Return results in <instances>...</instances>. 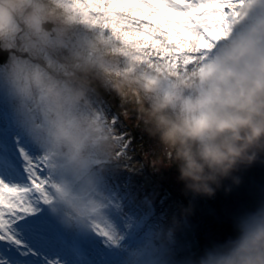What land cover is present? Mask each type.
Instances as JSON below:
<instances>
[{
    "label": "clouds",
    "instance_id": "clouds-1",
    "mask_svg": "<svg viewBox=\"0 0 264 264\" xmlns=\"http://www.w3.org/2000/svg\"><path fill=\"white\" fill-rule=\"evenodd\" d=\"M236 7L238 15L192 63L137 64L127 71L115 45L75 18L64 0H34L26 22L37 51L77 40V66L85 72L103 69L98 75L119 97L122 114L158 150L162 167L156 172L174 167L186 197L212 198L221 189L230 193L240 186L242 170L264 163V0H241ZM25 94L35 116L25 135L56 175L48 207L67 231L88 232L112 211L102 184L119 167L121 144L109 128L71 114L83 92L66 98L54 83L41 81ZM153 203L144 198L146 207ZM193 210L190 201L142 237L121 234L113 250L123 264H173L177 235ZM234 227V238L185 264H264V203L239 215Z\"/></svg>",
    "mask_w": 264,
    "mask_h": 264
},
{
    "label": "snow or ice",
    "instance_id": "snow-or-ice-1",
    "mask_svg": "<svg viewBox=\"0 0 264 264\" xmlns=\"http://www.w3.org/2000/svg\"><path fill=\"white\" fill-rule=\"evenodd\" d=\"M75 18L97 29L127 61L124 69L179 66L192 63L199 50L219 38L238 15L241 0H64ZM100 119V117H98ZM106 125L109 124L107 118ZM110 131L127 155L132 140L112 114ZM112 211L103 214L88 232L68 231L49 205L57 189L53 166L38 154L15 117L0 114V264H123L113 250L118 226L135 239L142 222L129 213V184H102ZM103 225V226H102ZM105 240L100 248L89 233ZM81 241L91 245L85 254ZM59 257L60 259H57Z\"/></svg>",
    "mask_w": 264,
    "mask_h": 264
},
{
    "label": "rangeland",
    "instance_id": "rangeland-1",
    "mask_svg": "<svg viewBox=\"0 0 264 264\" xmlns=\"http://www.w3.org/2000/svg\"><path fill=\"white\" fill-rule=\"evenodd\" d=\"M0 2H4V5L0 4V30L4 31V33L9 36L8 40L6 42H3V45L5 46L3 48H7L11 51L12 48H16L15 40L18 37L20 31L19 26L15 24L14 20L17 17L21 18L24 23H27L26 12L32 7L34 0H0ZM6 5L10 7H6ZM27 35H29L30 38L28 36L27 38H25L24 36L20 38L24 47L19 51L22 53L24 50H26V47H28V49L30 50L29 53L31 59H25L22 56L14 57L12 55L11 59L7 63L8 65H0V95L2 96H0V102L2 105L6 104V110H0V114L4 115L5 117H15L20 122L23 129L31 130L35 121V116L32 114L30 104L25 94V90H35L36 87L40 84V82L43 81L45 84L54 83L59 89L62 90L66 98H73L80 92L84 93L81 88L86 87V89L84 90L89 92V96H86L84 93V98L77 101L71 108V114L77 119L91 118L101 126L109 128L110 124L106 125L104 120V118H107L104 112L102 114L98 112L99 107L95 100L98 99L95 97L97 96L96 93H92L93 91L89 89L88 86H86L85 84V81H90L86 77L88 72L83 71L80 67L77 71H75L76 67L78 66L76 60L74 59L73 53L79 49V42L77 40H73L66 47H49L43 51H37L38 41L32 35V31L30 28L28 30ZM24 40L26 41L24 42ZM40 59L42 61L37 62V60ZM102 71L103 69L100 68L95 69V72L97 73H100ZM73 73H75L77 78L73 79L69 77V75ZM80 76H83V78L80 80V84L76 85L74 82L77 81L78 77ZM77 83H79V81H77ZM77 86L78 90H76ZM102 87L105 88L107 94L109 92L108 90L113 91L109 85L105 86V84H103V79ZM116 97H118L117 94L113 96V99H115ZM2 98H4V100ZM100 101L101 100H99L98 103L101 105ZM107 107H110V105ZM113 110L117 111V109L114 107ZM19 117H22L23 119ZM98 117H100V119H98ZM128 121L131 123L133 129L137 134L138 141H135V144H138L139 146L144 144L143 146H141L142 148L147 147L149 142L153 145L154 151L150 152L152 153L151 161L147 159L148 157L145 161H147L148 170L151 168L152 170H154V172H156V169L162 167V165L158 162L157 159L158 150H155V146L151 142V140H149L146 135H143L141 131L134 126V121L129 119ZM122 131H124L127 136L131 140H133V137H131L130 134L127 133V129L123 127ZM129 151L130 147L128 148V154L124 157H121L120 161L118 162L119 167L114 172L117 179L123 174L121 164H123V160L129 158ZM136 158H139L141 160L142 156ZM150 162L152 163V165H150ZM130 171H132V169H130ZM158 172H160L159 175H162V173L164 172L165 176L172 177V179L176 182L177 185H183L182 183L178 182L177 177L179 173L174 167L168 169H161ZM158 172H156V174H158ZM112 183L115 184L114 182ZM151 199L153 200L152 197ZM128 207L130 215H133L136 218H138L140 212H144L147 215L152 216L143 208L135 207L132 201L129 202ZM150 222L141 234L148 230V227L151 226ZM150 228L151 227H149V229ZM72 232L73 234L75 233V231ZM118 232L123 234V228L118 226ZM90 236L94 238L100 248H107L106 245L99 243L100 241L105 240V237L98 236L95 231L90 233ZM57 259L59 258L57 257Z\"/></svg>",
    "mask_w": 264,
    "mask_h": 264
},
{
    "label": "trees",
    "instance_id": "trees-1",
    "mask_svg": "<svg viewBox=\"0 0 264 264\" xmlns=\"http://www.w3.org/2000/svg\"><path fill=\"white\" fill-rule=\"evenodd\" d=\"M86 77L90 80L93 87L92 93H96L97 96L94 95L96 98L99 99L103 93L107 95L95 70L88 72ZM82 78L83 76L78 77L77 81ZM77 81L74 82L76 85ZM109 94L111 97L116 95L115 91L108 92ZM113 102L119 106L118 98H115ZM150 144L149 142L145 148L141 147L144 144L133 145L129 153L134 154V160L130 161L126 168L127 172L132 169V172L136 173L130 184L134 201L143 204L145 197L149 199L152 197L154 200L156 214L150 229L169 222L172 215L179 214L181 207H188L190 201L194 206L193 214L183 220V228L177 235L173 264H185L186 260L199 256L206 248L234 238L235 219L242 213L251 211L264 203V163H256L238 173L242 183L238 187L233 186L230 193L221 189L212 198L190 195L186 197L183 194V185H177L172 177H166L164 172L163 176L159 175L160 172L156 174L151 168L148 170L145 160L148 157L147 159L151 161L152 153L150 152L154 151L153 145ZM139 156H142L141 160L136 158ZM150 165H152L151 162ZM124 179L125 175L119 177L120 184H123ZM230 184L231 181H225V186Z\"/></svg>",
    "mask_w": 264,
    "mask_h": 264
},
{
    "label": "water",
    "instance_id": "water-1",
    "mask_svg": "<svg viewBox=\"0 0 264 264\" xmlns=\"http://www.w3.org/2000/svg\"><path fill=\"white\" fill-rule=\"evenodd\" d=\"M8 55H9L8 51H3L0 48V63L2 64L5 63L8 60Z\"/></svg>",
    "mask_w": 264,
    "mask_h": 264
}]
</instances>
